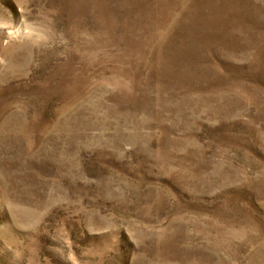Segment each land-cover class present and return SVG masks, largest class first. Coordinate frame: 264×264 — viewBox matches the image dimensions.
Instances as JSON below:
<instances>
[{
	"label": "rangeland",
	"instance_id": "374dc122",
	"mask_svg": "<svg viewBox=\"0 0 264 264\" xmlns=\"http://www.w3.org/2000/svg\"><path fill=\"white\" fill-rule=\"evenodd\" d=\"M0 264H264V0H0Z\"/></svg>",
	"mask_w": 264,
	"mask_h": 264
}]
</instances>
